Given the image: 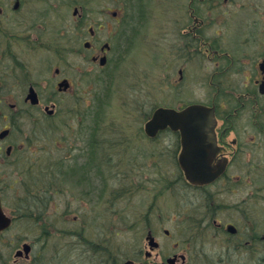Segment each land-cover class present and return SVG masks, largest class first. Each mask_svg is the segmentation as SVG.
I'll return each mask as SVG.
<instances>
[{"label": "flooded vegetation", "instance_id": "flooded-vegetation-1", "mask_svg": "<svg viewBox=\"0 0 264 264\" xmlns=\"http://www.w3.org/2000/svg\"><path fill=\"white\" fill-rule=\"evenodd\" d=\"M189 1L187 10L174 16L176 22L172 17L171 36L175 37L168 49L179 50L173 63L183 67L179 72L182 77L191 64L199 75L204 74V67H216L210 77L215 89L211 101L192 103L215 110L217 150L209 164L213 169L222 166L224 171L209 185L186 179L179 162L183 147L180 131L167 128L151 136L145 127H109L100 122L99 112L63 111L57 97L67 95L72 85L61 77L59 67H70L68 64L52 66L57 67V94L52 93L42 108L38 90L44 84L46 52L58 57L73 53L91 73L112 67L109 54L113 46L97 36L108 27L104 16L74 8L73 22L61 26L57 18L44 16L43 0H0V264H119L120 256L105 255L108 227H123L124 208H132L130 200L135 194L112 184L118 180L123 183L127 178L135 185L141 176L151 180L153 175L157 181L176 177L188 190L213 201L220 194H236L239 184L251 180L250 165L259 164L252 156V146L264 136V0ZM83 29L90 35L83 44L85 54L77 51L74 39ZM103 57L107 58L104 65ZM230 67H243L244 82H232ZM246 67L258 69L255 79ZM198 79L204 81L201 76ZM65 80L70 87L61 90L59 84ZM31 88L39 105L27 100ZM48 131L60 147L52 159H44L43 134ZM158 142L174 153L168 165L173 166L172 171L156 163ZM143 147L152 151L147 162L153 168L142 165L136 154L132 159L122 155L141 152ZM130 169L136 177L127 176ZM103 209L105 217L99 213ZM226 210L206 206L177 209L169 222L176 225V232L180 227L184 232L173 243L174 253L170 251L161 264H232L222 255L224 250L228 248L230 258L232 246L243 243L256 247L252 250L260 252L264 260V234L254 233L248 210L239 211L236 223L228 220ZM150 216L143 222L147 241L150 247L152 237L158 246L145 251L144 261L122 256L121 264H150L153 252L162 248L156 227L168 220L157 225ZM128 219L131 230L141 226L137 212ZM164 232L170 243V231ZM220 244L224 246L221 252ZM66 249L70 250L67 255Z\"/></svg>", "mask_w": 264, "mask_h": 264}, {"label": "rangeland", "instance_id": "rangeland-1", "mask_svg": "<svg viewBox=\"0 0 264 264\" xmlns=\"http://www.w3.org/2000/svg\"><path fill=\"white\" fill-rule=\"evenodd\" d=\"M43 1L44 16L50 19L57 18L61 26L69 21L73 22L74 8L83 7L85 14L90 11L98 13L101 17L104 16L102 18L106 20L108 27L98 31L97 36L102 43H111L113 48L109 54V64L112 67H107L103 70L104 72L96 73L87 72L85 64L73 53L58 57V55L46 52L44 54L45 67H43L44 84L38 90L42 108L47 104V99L49 100L51 94L56 93L58 78L55 72L57 67L52 66L57 64L70 66L59 68L61 77L68 79L72 85L67 95L57 97V104L61 105V109L68 112H99L102 114L99 115L102 117L100 122L107 123L113 128H144L156 108H180L192 103L211 101L215 89L211 87L210 77L216 67H204V74L199 75L196 67L191 64L185 68L182 77L179 72L183 67L178 63H173L178 59L179 50L168 49L175 37L171 36V30L174 28L172 17L176 22L174 16H180V13L187 10L189 0H103V6H101V0H96L91 5L88 4L89 0ZM104 6L107 7V13H105ZM101 12H103L102 15ZM115 13L117 15L113 16ZM91 17L93 18L94 15L92 14ZM77 36L78 38H74L77 43L76 49L85 54L83 44L90 38L88 29L78 31ZM88 56L86 53L87 59ZM228 71L232 82H244L243 67H230ZM246 72L252 74V78L255 79L258 69L246 67ZM200 76L204 81L198 79ZM242 89H244L243 86L241 91ZM52 134L49 131L43 134L44 142L42 143L46 146L44 159H52L59 153L60 147ZM249 136L253 135L249 134ZM143 148L145 150L141 152H124L122 155L124 159H132L136 154V159L142 165L151 166L147 160L152 151H147L146 147ZM168 149L158 142L156 163L161 162L162 169L172 171L173 166L168 165L174 153L170 151V148ZM252 149V156L259 164L254 162L250 165L251 180L248 183L239 184L240 189L236 194L235 192L220 194L214 201L212 198L203 199L198 192L188 190L180 179L176 180V177L172 176L168 180L158 178V181L153 175L150 176L151 180L147 178L149 176H145L146 179L141 176L140 181L135 185L127 178L123 183L120 180L112 183L118 187L122 185V191L132 192L135 195L130 200L132 208L128 206L124 208L125 215L121 221L123 227L119 224L108 227L109 245L105 255L120 256L119 264L123 262L122 256L124 259L136 257L144 261L145 251H151V249L147 241L148 230L143 222H145L146 215L150 213L152 216L149 219L154 222L156 220L157 225H161V220H168L161 227H156V235L162 243V248L153 252V258L149 260L150 264H161L163 258L169 257L173 251V243L181 238L182 235L179 234L184 232L181 227L176 232V225L169 222V218L177 213L176 210L183 207L225 208L228 220L232 222L240 217L239 211L247 209L254 225V233L264 234V136H259L256 146L253 145ZM106 153L108 154L107 151ZM63 154L60 152V155ZM102 156L104 155L101 154ZM125 169L128 170L127 167ZM127 176L136 177L131 169ZM109 212L112 213L111 210ZM132 212H137L141 220V226L135 230L129 228L128 216H132ZM99 213L106 216L104 209L99 210ZM95 216L100 217L99 214ZM164 230H169L171 233L170 243L166 242ZM219 247L218 251L221 252L220 249L224 246L220 244ZM253 248L245 246L244 243L237 244L230 249V258H228V248L222 255L225 260L231 259L232 264H264L260 252L256 253L252 250ZM249 250L252 252L249 255L245 254ZM69 253L70 250L66 249L65 254ZM157 253L159 257L155 256ZM93 264H98V262L94 261Z\"/></svg>", "mask_w": 264, "mask_h": 264}, {"label": "water", "instance_id": "water-1", "mask_svg": "<svg viewBox=\"0 0 264 264\" xmlns=\"http://www.w3.org/2000/svg\"><path fill=\"white\" fill-rule=\"evenodd\" d=\"M105 63L106 59L104 58L102 64ZM60 87L66 90L69 84L63 82ZM262 92H264V84ZM29 98L33 104L38 103V97L33 90H31ZM214 112L213 108L203 105H192L180 111L159 108L146 124V130L151 136H155L159 131L167 128L181 132L183 147L179 157L180 166L187 179L193 184H211L224 171L222 166L213 169L209 164L217 150ZM150 240L151 248L158 246L154 238L151 237Z\"/></svg>", "mask_w": 264, "mask_h": 264}]
</instances>
